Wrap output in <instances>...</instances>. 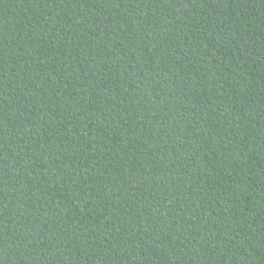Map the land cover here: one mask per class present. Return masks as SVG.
Segmentation results:
<instances>
[{
    "label": "trees",
    "instance_id": "obj_1",
    "mask_svg": "<svg viewBox=\"0 0 264 264\" xmlns=\"http://www.w3.org/2000/svg\"><path fill=\"white\" fill-rule=\"evenodd\" d=\"M0 264H264V0H0Z\"/></svg>",
    "mask_w": 264,
    "mask_h": 264
}]
</instances>
